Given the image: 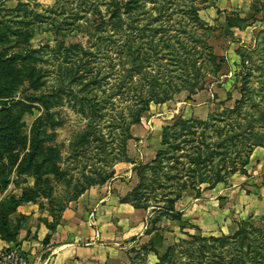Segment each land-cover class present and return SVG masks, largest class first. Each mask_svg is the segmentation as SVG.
Here are the masks:
<instances>
[{
    "label": "rangeland",
    "instance_id": "obj_1",
    "mask_svg": "<svg viewBox=\"0 0 264 264\" xmlns=\"http://www.w3.org/2000/svg\"><path fill=\"white\" fill-rule=\"evenodd\" d=\"M257 148L264 0H0L2 241L21 245V203L56 231L84 202L105 264H264V215L223 221L235 177L264 183Z\"/></svg>",
    "mask_w": 264,
    "mask_h": 264
},
{
    "label": "crops",
    "instance_id": "obj_2",
    "mask_svg": "<svg viewBox=\"0 0 264 264\" xmlns=\"http://www.w3.org/2000/svg\"><path fill=\"white\" fill-rule=\"evenodd\" d=\"M249 11H251L250 3ZM222 27H225L224 29L228 32H231V30H240L237 28H229L226 18H224V25ZM263 163L264 149L257 148L251 155L250 168H254H251L252 170L250 171L258 173L263 167ZM261 178L262 177H260V179ZM260 179L257 176L251 179L237 176L233 179V185L236 188L233 192L226 191L227 193H225V195L231 198L225 202V205L233 208L234 215L231 213L232 210L227 208L223 215V221L226 219L225 217L228 216L237 218V221H241L247 218L264 215V183L259 184ZM1 199L0 196V203ZM108 200L109 203L113 201L112 198ZM241 202L242 207L239 209ZM83 205H85L84 202L80 203L73 211L67 209L63 213V220H65V222L57 226L56 231L49 229L46 225V221L40 220V216L35 213L36 208L34 204L21 203V205L17 207L16 214L24 217L26 220L24 226L20 228L17 243L21 244L19 246L22 247L30 264H105L107 262V259L111 257L115 249L110 247L112 246L111 244L103 243L104 232L102 228L99 229L98 222L100 212L98 209L95 210V227L90 226L88 228L81 222ZM117 210L119 211L118 213ZM114 213H117L119 217L122 214H124L123 217L126 215L128 219H121L120 223L126 221L125 223L128 224L132 221H129V219L136 214V211L127 204H118ZM74 217L76 222L73 225L69 219L72 220ZM50 222L51 220L48 219V223ZM228 222L229 224L232 223V221ZM122 225L126 226V224ZM227 225L228 224H226V226ZM130 227H132V225H130ZM199 228L202 229L201 226H199ZM63 230L75 231V235L64 237L63 235L65 232ZM227 230L231 232V234L235 233L237 230L236 224L232 223L231 228L229 227ZM224 233L228 235L226 232ZM231 234L229 233V235ZM11 245L12 244L0 239V249Z\"/></svg>",
    "mask_w": 264,
    "mask_h": 264
},
{
    "label": "built area",
    "instance_id": "obj_3",
    "mask_svg": "<svg viewBox=\"0 0 264 264\" xmlns=\"http://www.w3.org/2000/svg\"><path fill=\"white\" fill-rule=\"evenodd\" d=\"M0 264H30L22 247L19 245L0 249Z\"/></svg>",
    "mask_w": 264,
    "mask_h": 264
},
{
    "label": "trees",
    "instance_id": "obj_4",
    "mask_svg": "<svg viewBox=\"0 0 264 264\" xmlns=\"http://www.w3.org/2000/svg\"><path fill=\"white\" fill-rule=\"evenodd\" d=\"M227 21V23H228V27L229 28H234V27H232L231 25V21L229 20V19H227L226 20ZM237 28V27H236ZM238 28H242L241 26H239ZM139 121V120H138ZM137 121V122H138ZM179 125V121L177 120V121H175L174 123H173V125L171 126V128L170 127H168V128H166V129H164V131H165V134H163L164 136H163V145H169V146H171V143H170V139H172V138H174V128L176 129L177 128V126ZM257 146H261V145H252V147L253 148H255V147H257ZM252 151H250L249 152V155L248 156H251V153ZM250 158V157H249ZM249 162V161H248ZM248 162L246 161V163L244 164L245 166H246V164L248 165ZM201 182L202 181H200L199 183L201 184ZM217 182H219V178H218V180L216 181V182H214V185L217 183ZM167 212H169V211H167ZM243 234H247V231H245V230H243V229H240V230H238L236 233H235V235H234V239L235 238H238V237H240L241 235H243Z\"/></svg>",
    "mask_w": 264,
    "mask_h": 264
}]
</instances>
